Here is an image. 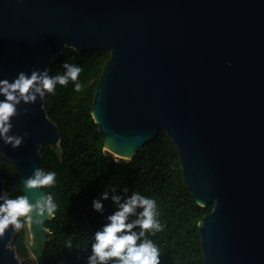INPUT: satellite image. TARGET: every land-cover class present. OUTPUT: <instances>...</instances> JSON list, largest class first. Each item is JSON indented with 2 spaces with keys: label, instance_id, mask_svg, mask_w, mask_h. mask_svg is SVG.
I'll return each instance as SVG.
<instances>
[{
  "label": "water",
  "instance_id": "1",
  "mask_svg": "<svg viewBox=\"0 0 264 264\" xmlns=\"http://www.w3.org/2000/svg\"><path fill=\"white\" fill-rule=\"evenodd\" d=\"M65 47L110 52L91 106L104 150L132 159L160 130L173 141L194 201L213 203L198 222L205 264H264V0H0V80L48 69ZM24 108L10 134L28 135L0 154L34 203L45 190L23 182L40 147L62 151L44 99ZM48 219L29 224L33 264ZM15 232L0 264H20Z\"/></svg>",
  "mask_w": 264,
  "mask_h": 264
},
{
  "label": "trees",
  "instance_id": "2",
  "mask_svg": "<svg viewBox=\"0 0 264 264\" xmlns=\"http://www.w3.org/2000/svg\"><path fill=\"white\" fill-rule=\"evenodd\" d=\"M107 49L91 48L85 52L65 47L49 66L50 75H62L64 63L82 68L79 82L81 92L74 84L57 85L55 95L46 94L44 106L47 115L58 128L60 157L50 145L40 147L41 168L56 173V184L44 188L58 205L54 217L45 222L49 239L45 243L41 264H87L91 255L94 233L107 223L116 205L102 201L104 213L94 210L92 202L107 191L127 195L133 191L154 199L157 219L163 231L147 233L161 252V264H205L198 222L212 210L213 203L197 204L186 187L176 147L164 130L145 143L132 157H116L103 149V135L91 115L93 97L102 68L109 58ZM0 174L4 196L24 195L15 166L0 154ZM16 231L11 245L23 257L21 264H33L25 243L27 222ZM137 231L139 229H136ZM71 239L72 247H66Z\"/></svg>",
  "mask_w": 264,
  "mask_h": 264
},
{
  "label": "clouds",
  "instance_id": "3",
  "mask_svg": "<svg viewBox=\"0 0 264 264\" xmlns=\"http://www.w3.org/2000/svg\"><path fill=\"white\" fill-rule=\"evenodd\" d=\"M62 75H50L49 70L40 71L33 69L30 75L21 71L17 78L9 82L0 80V140L13 149L19 148L24 136L10 134L13 129L12 120L22 114H27L28 109L21 112L19 106L35 104L39 98L43 101L46 94L55 95L57 85L67 86L74 84L77 92L83 90L79 77L82 68L73 64L64 63ZM56 184V173L45 172L36 168L33 174L24 180V189L52 188ZM124 195L115 190L113 194L105 191L100 199H94L92 206L95 211L103 214L102 201L108 200L116 205L113 214L107 216V223L94 233V242L91 244V255L87 264H161V252L148 239L146 234L155 235L163 231V226L157 219V204L154 199L147 198L139 192L133 191L127 195L128 188H124ZM0 240H2L10 226L12 230L19 231L24 227L21 218L29 224L41 225L47 218L54 217L58 205L52 194H43L31 202L27 195L8 198L0 195ZM136 229H139L138 231ZM66 247L71 248V239L66 242Z\"/></svg>",
  "mask_w": 264,
  "mask_h": 264
},
{
  "label": "rangeland",
  "instance_id": "4",
  "mask_svg": "<svg viewBox=\"0 0 264 264\" xmlns=\"http://www.w3.org/2000/svg\"><path fill=\"white\" fill-rule=\"evenodd\" d=\"M31 238H32L31 229H30L29 223H27L26 240H29V239H31ZM28 252H29V258H30L31 262H32V263L37 262V257H36V255H35L32 251H29V250H28ZM18 257H19L20 264H21V262H22V260H23V257H21V256H19V255H18Z\"/></svg>",
  "mask_w": 264,
  "mask_h": 264
}]
</instances>
